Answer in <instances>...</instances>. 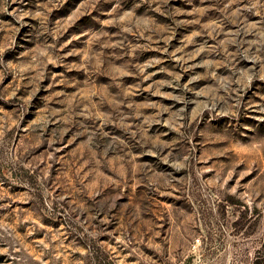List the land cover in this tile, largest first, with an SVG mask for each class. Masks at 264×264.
I'll return each instance as SVG.
<instances>
[{"label": "rangeland", "instance_id": "1", "mask_svg": "<svg viewBox=\"0 0 264 264\" xmlns=\"http://www.w3.org/2000/svg\"><path fill=\"white\" fill-rule=\"evenodd\" d=\"M264 264V0H0V264Z\"/></svg>", "mask_w": 264, "mask_h": 264}, {"label": "trees", "instance_id": "2", "mask_svg": "<svg viewBox=\"0 0 264 264\" xmlns=\"http://www.w3.org/2000/svg\"><path fill=\"white\" fill-rule=\"evenodd\" d=\"M91 264H113V261L106 254L93 253Z\"/></svg>", "mask_w": 264, "mask_h": 264}]
</instances>
